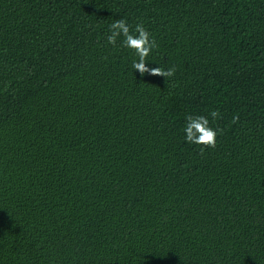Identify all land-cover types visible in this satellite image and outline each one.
<instances>
[{
  "label": "trees",
  "instance_id": "obj_1",
  "mask_svg": "<svg viewBox=\"0 0 264 264\" xmlns=\"http://www.w3.org/2000/svg\"><path fill=\"white\" fill-rule=\"evenodd\" d=\"M0 264H264V0H0Z\"/></svg>",
  "mask_w": 264,
  "mask_h": 264
},
{
  "label": "clouds",
  "instance_id": "obj_2",
  "mask_svg": "<svg viewBox=\"0 0 264 264\" xmlns=\"http://www.w3.org/2000/svg\"><path fill=\"white\" fill-rule=\"evenodd\" d=\"M118 41H120L121 47L134 52L137 59L133 60L132 69L138 72L141 77L148 74L167 80L175 74L176 68L174 66L168 69L161 67L149 68L146 66V58L154 49L158 48V44L142 22L137 23L133 27L123 18L114 20L109 26L106 42L108 45L115 47ZM209 115L213 121L220 117L218 111H211ZM237 122L238 116H234L231 123L235 124ZM218 132H222V130H214L210 126L209 119L205 116L186 117L184 127L185 141L199 146L201 152L207 148H215Z\"/></svg>",
  "mask_w": 264,
  "mask_h": 264
}]
</instances>
